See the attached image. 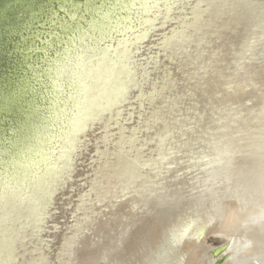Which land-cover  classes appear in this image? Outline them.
<instances>
[{"label":"water","instance_id":"95a60500","mask_svg":"<svg viewBox=\"0 0 264 264\" xmlns=\"http://www.w3.org/2000/svg\"><path fill=\"white\" fill-rule=\"evenodd\" d=\"M132 2L0 0V264H128L220 232L264 258V0ZM128 58L125 102L104 74L127 82ZM180 104L194 119L161 153L149 120Z\"/></svg>","mask_w":264,"mask_h":264},{"label":"snow or ice","instance_id":"6c2138e0","mask_svg":"<svg viewBox=\"0 0 264 264\" xmlns=\"http://www.w3.org/2000/svg\"><path fill=\"white\" fill-rule=\"evenodd\" d=\"M183 0H133L131 4H123L119 5V7L123 9L132 10L135 9L137 11L138 16L140 17H159L164 10H167L169 13L173 10L177 12H182L184 8ZM134 19L131 15L129 16L128 26L131 28V31L139 33V29L131 26V20ZM137 22H140L139 20ZM159 23V21H156ZM145 29L144 36L142 38H147V34L153 29L149 28L147 25H142ZM129 51H132L129 49ZM133 55L136 53L133 51ZM119 65H115L110 67L105 72V76L107 79L105 81L106 84L110 85V95L114 96L117 100H124L127 102L126 93L131 89L132 82H134L133 78V70L139 72L138 69L135 68L134 62L131 58H128L127 62V82L125 80L124 72L118 71ZM57 82H59V78H57ZM97 81L94 79V74L92 71L88 72L86 75L80 76L76 81V87L78 94L87 101L89 98H95L97 94ZM138 86V85H137ZM228 91H232V86L227 85ZM223 95V93H221ZM84 107H87L85 104ZM185 108V105L180 104L172 109H168L167 106L161 107L158 111H154L152 114V118L149 120V128L148 131L156 132V136L160 139V151L163 153L167 148L172 147L173 140L172 137L180 136L183 138V133L187 130L186 123L189 120L194 119L191 116L192 109H189V115L186 116L181 109ZM143 115V113H142ZM163 124L165 126V131H167V135H165L162 131H160L156 125ZM147 144H156V140L152 137L145 138Z\"/></svg>","mask_w":264,"mask_h":264},{"label":"rangeland","instance_id":"374dc122","mask_svg":"<svg viewBox=\"0 0 264 264\" xmlns=\"http://www.w3.org/2000/svg\"><path fill=\"white\" fill-rule=\"evenodd\" d=\"M233 239V237H226L221 234H210L204 237V244L209 248L208 259L205 264H234L232 261L234 255L232 250ZM195 243L201 244L202 242L195 240ZM186 244L152 255L151 261L149 260L147 264H181L180 258L183 259L189 251V248H185ZM128 264H138V262L134 261ZM252 264H260V262L253 260Z\"/></svg>","mask_w":264,"mask_h":264},{"label":"bare ground","instance_id":"6f19581e","mask_svg":"<svg viewBox=\"0 0 264 264\" xmlns=\"http://www.w3.org/2000/svg\"><path fill=\"white\" fill-rule=\"evenodd\" d=\"M214 234H221L225 235L226 237L230 236L234 238L232 245V250L234 251L232 261L234 264H252L253 260H257L258 262H260V264H264V258H262L234 233L220 232ZM200 240L202 242L201 244L195 243L194 241L185 245V248H189V251L187 254H185V257L183 259L180 258L181 264H188L189 262L191 264H205L206 260L208 259L209 248L204 244V237L198 239V241ZM151 256L137 260L138 264H147L151 259Z\"/></svg>","mask_w":264,"mask_h":264}]
</instances>
